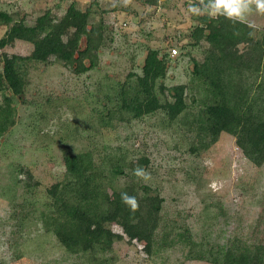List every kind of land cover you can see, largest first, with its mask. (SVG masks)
Listing matches in <instances>:
<instances>
[{"label": "trees", "instance_id": "16d2710c", "mask_svg": "<svg viewBox=\"0 0 264 264\" xmlns=\"http://www.w3.org/2000/svg\"><path fill=\"white\" fill-rule=\"evenodd\" d=\"M132 1L156 8L163 2ZM193 1L198 4V0ZM130 9L123 0H89L86 6L81 0H72L65 9L60 2L54 8L47 5L32 21L21 9H1L0 27L5 26L6 31L0 37V49L22 40L32 44L33 50L27 55L3 52L0 57V139L17 125L19 103L35 104L27 96L32 68L60 64L78 76L96 68L102 49L114 39L105 16ZM193 17V24L180 33L177 42L183 53L195 47L203 53L201 59L192 58L189 82L166 85L164 80L177 54H172V48L147 46L142 73L130 72L116 94L108 96L104 108L84 122L85 134L93 132L86 134L87 144L78 147L63 142L65 169L58 180L38 189L41 182H31L32 170L19 168L29 177L25 186L30 193L21 204L14 203L21 210L20 217L27 220L30 215L39 216L37 201H44L58 214L55 234L59 245L87 255L91 264H108L106 254L121 241L132 245L144 241L148 255L156 244L171 247L181 243L189 247L192 260L264 264V237L248 240L234 235L216 245L197 241L181 212L169 217L160 188L134 174L137 168L147 172L149 154L122 145L114 149L97 139L110 135L119 125L161 115L164 127L181 132L191 155L203 156L226 132L250 162L264 166V35L249 36L253 29L233 25L222 16ZM243 44L245 47H241ZM123 177L126 180L121 183ZM122 192L136 198L137 211L133 213L122 203ZM218 207L224 213L222 205ZM204 211L209 221V204ZM21 224L23 228L24 220Z\"/></svg>", "mask_w": 264, "mask_h": 264}, {"label": "rangeland", "instance_id": "374dc122", "mask_svg": "<svg viewBox=\"0 0 264 264\" xmlns=\"http://www.w3.org/2000/svg\"><path fill=\"white\" fill-rule=\"evenodd\" d=\"M71 1L0 0V10L21 9L32 21L47 5L54 8L60 2L65 9ZM81 1L86 6L89 0ZM194 3L163 0L156 8L132 1L130 10L107 14L105 20L112 27L113 42L102 49L99 65L81 76L60 64H38L32 68L27 96L35 104L19 103L17 125L0 139V264H91L87 255L59 245L55 234L58 214L44 201L35 199L39 216L30 215L27 220L20 217L21 210L16 205L30 193L25 186L29 177L19 168L32 170L31 182H41L38 189L58 180L65 169L63 142L78 147L87 144L86 134L93 132L85 134L84 122L104 108L108 96L116 94V88L130 72L142 73L147 46L172 48V54L177 48L179 52L173 57L164 83L189 82L194 67L192 58L201 59L203 53L198 47L183 53L177 42L180 33L193 24L189 9ZM249 19L257 25L254 33L263 36L264 15L253 13ZM5 31V26L0 27V37ZM32 50V44L17 40L0 49V57L3 52L27 55ZM77 128L79 132L75 131ZM181 135L179 130L164 127L158 115L119 125L110 135L97 139L114 149L122 145L149 154L151 163L146 173L150 178L145 182L160 188L169 217L175 218L181 212L197 241L216 245L226 243L234 235L248 240L264 237V166L250 162L234 137L226 132L200 157L190 154ZM136 164L134 161L133 166ZM125 180L121 178V183ZM207 204L211 210L209 221L204 217ZM220 204L224 213H220ZM22 220L25 225L20 228ZM114 228L118 230V226ZM144 244L117 242L114 251L106 254L108 264H213L190 259L189 247L181 243L171 247L156 244L151 255L144 251Z\"/></svg>", "mask_w": 264, "mask_h": 264}, {"label": "clouds", "instance_id": "9594fccd", "mask_svg": "<svg viewBox=\"0 0 264 264\" xmlns=\"http://www.w3.org/2000/svg\"><path fill=\"white\" fill-rule=\"evenodd\" d=\"M132 0H123L124 6H128ZM190 12L196 16L207 14L212 19L224 17L233 25L244 24L249 29L255 30L257 25L249 19L253 13L264 15V0H198V4L190 6ZM239 35V32L236 33ZM254 31H249V36H254ZM134 174L138 178L147 181L150 176L142 168H137ZM121 201L129 207L133 213L139 209V204L134 196L126 192L121 193Z\"/></svg>", "mask_w": 264, "mask_h": 264}, {"label": "built area", "instance_id": "2783aa9c", "mask_svg": "<svg viewBox=\"0 0 264 264\" xmlns=\"http://www.w3.org/2000/svg\"><path fill=\"white\" fill-rule=\"evenodd\" d=\"M172 51H173V55H176L179 52L177 48H174Z\"/></svg>", "mask_w": 264, "mask_h": 264}]
</instances>
